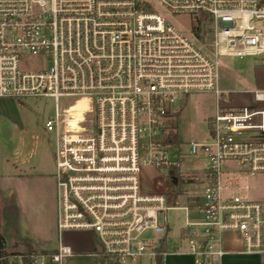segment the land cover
<instances>
[{
  "label": "built area",
  "instance_id": "2783aa9c",
  "mask_svg": "<svg viewBox=\"0 0 264 264\" xmlns=\"http://www.w3.org/2000/svg\"><path fill=\"white\" fill-rule=\"evenodd\" d=\"M164 12L188 16V34ZM220 56L264 67V0H0V97L52 98L56 142L55 244L16 250L0 233V259L67 264L61 233L86 230L105 263L156 264L173 209L184 211L185 249L172 253L220 264L233 234L238 253L264 256V197L250 195L264 173V86L247 106H221ZM196 92L216 97L210 142L184 150L174 106ZM189 156L204 164L184 172ZM143 168L155 172L150 191Z\"/></svg>",
  "mask_w": 264,
  "mask_h": 264
},
{
  "label": "rangeland",
  "instance_id": "374dc122",
  "mask_svg": "<svg viewBox=\"0 0 264 264\" xmlns=\"http://www.w3.org/2000/svg\"><path fill=\"white\" fill-rule=\"evenodd\" d=\"M165 20L187 32L190 19L186 15H171L164 12ZM218 67V88L224 91L220 97L221 106L241 107L251 103L252 92L264 86V67L259 57H229L220 56ZM230 100L228 105L225 104ZM77 103L73 108H81ZM176 110V124L178 137L184 143L183 149H187L189 142H210L209 120L216 111V97L212 92H196L182 96L174 106ZM54 116V102L49 97H27L22 99L0 97V175L20 176L53 174L55 135L53 131L46 130L45 122ZM204 161L189 156L182 165L184 172L199 169ZM157 175V174H156ZM155 172L150 168L141 171L142 188L150 191L153 188ZM250 195L264 197V173L257 174L250 179ZM193 195L196 194L194 187H189ZM193 191V192H192ZM190 193V195H192ZM177 204L184 205L191 200L185 195L178 196ZM12 201L1 203V218L11 220L14 216ZM168 223L171 228L170 235L175 237L184 221V211L173 209L167 212ZM63 243L69 244L76 251H97L99 246L92 243V234L86 230L63 231ZM147 230L143 236H151ZM87 236L84 241L82 237ZM235 237L226 234L225 238ZM225 240V241H226ZM237 240V239H236ZM232 245V244H231ZM241 246H239V249ZM74 250V251H75ZM75 264H99L93 256H81L71 258ZM70 258L67 259V262ZM71 261V262H72ZM73 262V264H74ZM131 264V263H124ZM140 264H149L147 258L141 259ZM155 264V261H152Z\"/></svg>",
  "mask_w": 264,
  "mask_h": 264
},
{
  "label": "crops",
  "instance_id": "0c3cea01",
  "mask_svg": "<svg viewBox=\"0 0 264 264\" xmlns=\"http://www.w3.org/2000/svg\"><path fill=\"white\" fill-rule=\"evenodd\" d=\"M0 201L1 203L12 201L13 203H10V205L12 204L15 210L11 220L1 218L0 221V233L7 244L13 245L16 250L23 248L24 244L36 249H50L54 246L56 231L53 174L0 175ZM183 225L179 228V232L175 237H172L169 233L170 226L168 228L165 237L164 264H194L191 255L172 253L175 247L185 249L184 243L180 241ZM87 238V236L82 237L84 241H87ZM92 240V243L96 245L93 235ZM69 246L71 247V245ZM239 246L240 242L238 240L228 237V241L224 242V248L227 252L222 256L220 264H262L263 256L238 253ZM74 250V255L70 257L67 264H73L74 261L71 258L92 256V251Z\"/></svg>",
  "mask_w": 264,
  "mask_h": 264
},
{
  "label": "trees",
  "instance_id": "16d2710c",
  "mask_svg": "<svg viewBox=\"0 0 264 264\" xmlns=\"http://www.w3.org/2000/svg\"><path fill=\"white\" fill-rule=\"evenodd\" d=\"M199 27H200V23L198 22L197 26L195 27V33H197V34L199 32ZM2 247H3V240L0 236V256L2 255ZM157 250L161 253L166 251V238L165 237L160 239V245L157 248ZM161 253L156 256V264H164L163 263V256ZM98 261H99V264H117L114 261L105 263L104 258L98 259ZM0 264H13V263H8V260L6 258H4V259H0ZM262 264H264V256H263Z\"/></svg>",
  "mask_w": 264,
  "mask_h": 264
}]
</instances>
